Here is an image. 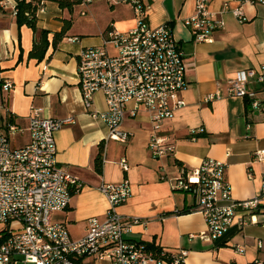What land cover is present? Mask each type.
I'll return each mask as SVG.
<instances>
[{
    "label": "crops",
    "instance_id": "crops-1",
    "mask_svg": "<svg viewBox=\"0 0 264 264\" xmlns=\"http://www.w3.org/2000/svg\"><path fill=\"white\" fill-rule=\"evenodd\" d=\"M140 1L149 8L147 25H168L184 56L186 88L180 96L185 106L155 133L167 140L172 154L151 157L148 143L153 126L146 114L126 118L123 130L132 137L122 145L105 142L107 127L84 110L78 55L86 48L101 47L108 31L126 33L136 26L129 5H112L107 0H84L71 12L53 2L43 3L36 13L37 29L47 32L48 47L41 61L29 59L35 36L29 27L16 23L18 0H0V130L7 131L12 125L22 131L10 137L12 148L18 149L29 140L32 111L38 110L46 119H73L54 134L56 166L82 184L68 209L54 215V221L64 224L73 240L86 236L88 220L105 218L108 203L99 186L127 180L132 195L117 211L147 223L125 235L127 241L170 253L187 251L185 264H264V247H257L258 242L264 245V200L253 217L255 224L246 216L247 225L240 226L236 218L223 239L212 244L197 237L206 225L202 214L193 211V198L173 189L180 166L191 170L205 159L227 165L225 179L235 201L250 200L264 187V163L253 158L255 151L264 150V87L248 84V91L255 93L260 104L257 110H252L247 100L227 95L229 81L244 78L251 69L264 72V4L243 6L246 22L242 24L225 14L224 30L205 44L195 42L183 24L193 15L195 0ZM227 2L235 6L233 0H211L209 9L219 11ZM64 21L72 25L54 45V35L62 31ZM7 80L13 85L9 92L2 90ZM216 92L218 100L204 102ZM105 108L103 95L95 94L92 109ZM193 130L203 132L192 136ZM99 158L102 165L97 173ZM121 160L127 163L125 172ZM237 246L244 249L243 255L236 252ZM78 264L111 262L81 259Z\"/></svg>",
    "mask_w": 264,
    "mask_h": 264
},
{
    "label": "built area",
    "instance_id": "built-area-1",
    "mask_svg": "<svg viewBox=\"0 0 264 264\" xmlns=\"http://www.w3.org/2000/svg\"><path fill=\"white\" fill-rule=\"evenodd\" d=\"M107 1L112 5H129L136 26L126 33L110 30L101 47L86 48L78 55V87L84 110L94 121L107 127L105 142L122 145L132 137L123 130L126 118L146 114L153 126L148 143L151 157L168 156L173 148L155 133L164 121L171 120L174 113L185 106L180 96L186 88L183 52L168 25L158 28L147 25L149 8L140 0ZM233 2V7L227 2L219 11H212L209 9L211 0H195L193 15L183 21L193 40L212 43L214 35L224 30L225 14H231L242 24L246 22L243 6L264 4V0ZM16 12L17 6L14 14ZM250 83L264 87V72L251 69L244 78L229 81L227 95L245 99L252 110H257L260 104L255 93L248 91ZM12 88L8 80L2 86L5 92ZM97 93L103 95L104 111L92 109ZM219 98L216 92L204 102ZM72 123L71 117L46 119L34 110L27 128L29 140L18 149L12 148L10 137L22 131L12 125L7 131L0 130V264H78L81 259H105L111 264H185L187 251L151 250L125 239L134 227L147 225L144 220L125 217L117 211L132 195L127 180L99 186L108 210L104 220H88L84 238L73 240L66 226L54 221V215L66 211L73 195L82 188L76 177L56 166L54 134ZM202 132L193 130L190 134ZM253 158L264 163V150L255 151ZM119 165L127 171L125 160ZM226 169L224 162L214 159H205L191 170L180 166L173 187L174 191L193 198V211L202 214L206 225L205 231L197 237L206 243L216 244L222 240L236 218L240 226L247 225L246 216L255 224L253 217L264 200V187L250 200H233L225 179ZM248 177H251L250 172ZM257 247L262 249L264 245L258 242ZM235 250L244 254L239 246Z\"/></svg>",
    "mask_w": 264,
    "mask_h": 264
},
{
    "label": "trees",
    "instance_id": "trees-1",
    "mask_svg": "<svg viewBox=\"0 0 264 264\" xmlns=\"http://www.w3.org/2000/svg\"><path fill=\"white\" fill-rule=\"evenodd\" d=\"M45 2L56 3L60 9L71 12L74 7L82 5L84 0H30L28 2L26 0H18L15 20L18 26L25 25L32 30L35 40L32 50L29 53V59L37 61H41L44 58L48 47L47 32L38 30L36 26V13ZM71 25V21H64L62 31L54 35V45L62 41ZM101 163V158L96 160L95 169L97 173L101 172Z\"/></svg>",
    "mask_w": 264,
    "mask_h": 264
}]
</instances>
